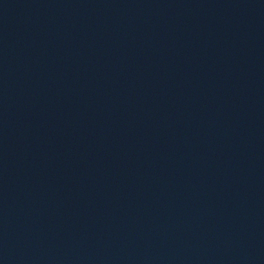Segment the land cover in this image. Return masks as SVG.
<instances>
[{
	"label": "water",
	"instance_id": "95a60500",
	"mask_svg": "<svg viewBox=\"0 0 264 264\" xmlns=\"http://www.w3.org/2000/svg\"><path fill=\"white\" fill-rule=\"evenodd\" d=\"M0 264H264V0H0Z\"/></svg>",
	"mask_w": 264,
	"mask_h": 264
}]
</instances>
